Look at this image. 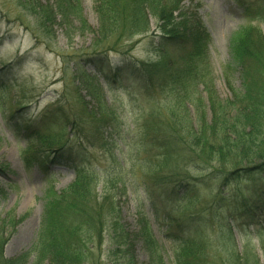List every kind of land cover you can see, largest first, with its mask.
<instances>
[{"label":"rangeland","instance_id":"obj_1","mask_svg":"<svg viewBox=\"0 0 264 264\" xmlns=\"http://www.w3.org/2000/svg\"><path fill=\"white\" fill-rule=\"evenodd\" d=\"M25 1L30 0H0V219L6 215L24 218L17 223L12 235H6L9 239L4 247L5 258L17 260L31 250L52 192L63 194L74 183L75 172L71 168L74 165L83 167L93 176L98 197L107 195L113 198L121 227V230L114 231L111 224L101 249L96 252L95 261L87 264H178V243L169 237L168 223L158 219L151 191L147 188L152 186L150 182L154 178L179 174L180 169L173 155L169 156L168 165L160 167L162 159L155 157L159 151L145 145L143 140L146 139L141 137L143 123L152 113L163 111L165 97L156 95V98L148 99L135 80L120 75L109 83L92 66L84 65L96 36L102 35L95 11L96 0H79L82 15L88 23L87 30L81 28L77 21L66 20L69 24H62L59 17L51 36L48 29L38 26L39 17L23 9L21 3ZM40 1L43 5H53L56 0ZM262 4H256L257 9ZM182 7L184 14L200 19L211 38L205 59L206 71H203L205 78L201 80L206 84L210 82L222 108L233 103L234 107L229 108L237 110L226 77L229 73L233 88L242 90L240 70L232 60V45L236 37L247 33L250 28L258 29L264 36V20L248 19L237 0H185ZM250 11L254 10L251 8ZM149 21L150 34L145 38H135L131 52L124 48L130 47L128 42L118 50L120 54L110 55L113 70L129 64L131 60L163 61L162 54L155 51L149 39L158 33V25L152 17ZM177 54L178 51L173 50L170 55ZM78 69L96 76L91 85L100 88L98 94L103 97L100 96L102 106L115 113L117 121L110 126L119 131V136L112 132L117 142H111L105 125L101 126L98 136L95 134L85 110H96L97 103L90 95V84L79 77ZM191 86L190 92L198 100H204V106L199 110L204 117L207 116L209 125L213 118L204 85ZM58 102L62 106L66 104L71 115L80 118L82 113L86 118L83 120L82 145L72 135L67 136L70 133L68 129L66 134H61L65 150L56 153L62 156V163L53 164L52 159L56 156L53 155L43 168L28 166L29 143L20 130L13 127L23 120L37 122L48 108ZM189 107L193 117L190 121L196 122L195 110L198 108ZM178 113L182 115L184 112ZM224 132L215 136L216 145H221ZM104 137L107 150L112 149L109 152L101 149V146L106 148L102 145ZM140 140L143 142L141 145ZM219 165L216 161L199 169L186 160L181 165L191 180L202 182L195 198L188 196L179 204L184 218L204 219V236L211 244V255L199 264H219L218 249L224 254L239 253L250 261L264 264V212H259V220L253 226L242 218L237 223L228 220L229 211L245 205V202L248 205L264 203V176L244 177L221 187L222 179L214 169ZM221 189L224 191L221 196L230 198L226 204L220 203L221 210L215 211L214 205L219 202ZM144 221L149 224L157 244L153 260L140 236ZM32 260L29 258L27 264Z\"/></svg>","mask_w":264,"mask_h":264},{"label":"trees","instance_id":"obj_2","mask_svg":"<svg viewBox=\"0 0 264 264\" xmlns=\"http://www.w3.org/2000/svg\"><path fill=\"white\" fill-rule=\"evenodd\" d=\"M184 1L96 0L95 11L102 35L96 36L84 65L92 66L109 83L120 75L135 80L148 99L156 98V95L165 97L163 111L156 112L157 116L152 113L146 119L141 137L142 140L146 139L143 140L145 145L159 151L155 157L162 159L160 167L168 165V158L173 155L180 171L179 174L170 173L154 178L147 191H151L158 219L168 223L169 237L178 243V264H199L211 255V244L204 236V219L184 218L179 204L188 196H191L190 199L195 198L202 182L191 180L181 165L186 160L189 165L200 169L201 166H209L211 162L218 161L219 168L214 169L222 179L221 187L222 184L227 186L229 182L244 177L264 176V36L258 29L250 28L247 33L234 39L232 60L240 70L242 90H235L229 73L226 74L238 109L233 111L229 108L234 107L233 103L222 108L210 82L206 84L201 80L205 78L203 71H206L205 59L209 54L210 35L199 18L183 13ZM237 2L248 19L264 20V0ZM261 3L263 4L257 9L256 4ZM21 6L30 15L40 18L38 26L48 29L50 36L59 17L62 24H69L66 20L77 21L81 28L88 29L79 0H56L53 5L30 0L21 3ZM251 8L254 11L251 12ZM150 17L156 21L158 33H154L149 39L155 51L162 54L163 61L131 60L129 64L113 70L109 62L110 55L120 54L118 50L128 42L130 47L124 48L131 52L135 46L132 44L135 38L148 37ZM173 50L178 51L175 57L170 55ZM77 71L79 77L90 84V95L94 96L97 103L96 110H85L93 123L95 134L98 136L105 125L111 135V142H117L114 141L112 132L119 136V131L110 126L117 121L115 113L102 106L100 99L103 97L98 94L100 88L91 85L96 76H90L82 69ZM193 84H203L204 91L208 94L213 118L209 125L207 116L204 117L199 110L204 106V100H198L190 92ZM189 105L198 108L195 110L196 122L190 121L193 117L191 109H188ZM179 111L184 113L179 115ZM84 118L82 113L80 118L71 115L69 107L66 104L59 105L58 102L48 108L37 122L23 120L14 125L13 128L19 129L29 143V156L26 157L28 166L38 165L43 168L53 155L62 153L66 144L63 143L61 134H66L68 129L70 133L67 136L72 135L82 145ZM54 130L59 132L53 133ZM221 131H226L224 138H221V145H216L214 138ZM102 143L106 145V148L101 146L102 150H112H107L105 137ZM61 157L56 155L52 163H62ZM71 168L75 172L74 183L63 194L52 192L34 245L17 260H7L4 247L9 239L6 235H12L17 223L24 218H9L6 215L0 219V264H27L29 258H33L30 264H87L95 261L96 252L101 249L105 233L110 230L111 224L114 231L121 230L119 212L113 198L107 195L98 197L93 176L81 166L71 165ZM223 192L219 193V202L214 205L215 211L221 210L220 203L226 204L230 198L222 197ZM259 212H264V203L248 205L245 202V205L229 211L228 220L230 223H237L242 218L253 226L259 220ZM160 213L162 216H159ZM143 225L140 236L153 260V255L158 250L157 244L149 224L144 221ZM122 237L125 238L124 233ZM217 252L219 264H260L239 253L224 254L219 249Z\"/></svg>","mask_w":264,"mask_h":264}]
</instances>
